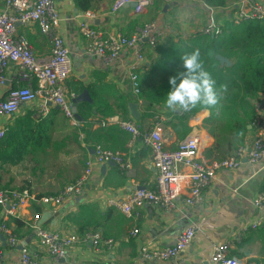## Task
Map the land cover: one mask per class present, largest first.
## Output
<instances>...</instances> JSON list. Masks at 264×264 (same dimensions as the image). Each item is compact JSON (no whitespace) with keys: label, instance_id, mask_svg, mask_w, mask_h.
Returning a JSON list of instances; mask_svg holds the SVG:
<instances>
[{"label":"crops","instance_id":"1","mask_svg":"<svg viewBox=\"0 0 264 264\" xmlns=\"http://www.w3.org/2000/svg\"><path fill=\"white\" fill-rule=\"evenodd\" d=\"M210 1L154 0L140 12L136 11L134 1L115 11L112 10L114 0L56 1L60 13L58 30L71 49L72 72L66 82L68 89L83 84L89 90L91 85L92 101H84L93 103L97 99L98 105L115 104L117 96L124 92L128 95V113L123 114L115 106L113 114L104 119L94 105L92 115L86 120L82 117L80 123L74 125L57 104L50 103L49 110L42 114L37 100L22 104L12 116L0 114V126L7 127L0 145L3 156L0 159V186L28 188L37 196L57 194L83 173L85 162L92 157L97 144L113 150L124 149L132 168L127 175L117 164L95 162L83 194L68 198L57 207H44L38 201H32L30 206L21 209L8 222L20 244L12 247L3 242L4 256L0 264H21L22 245L38 254L40 264H214L212 247L222 241L230 243L231 255L251 264H264V209H258L253 203L254 196L264 191V156L256 163L244 157L239 167L218 170L215 179L205 187L202 200L194 206L184 202L188 192L185 187L174 209L147 203L138 209L139 218L129 217L108 203L110 197H124L136 188L154 187L157 177L149 146L141 138L130 144L132 135L121 121L132 119L141 131L157 124L169 150L176 149L183 138L197 134L200 157L207 160L213 158H207L204 151L213 144L214 138L203 127V120L209 115L207 109L182 121L177 116L179 108L169 109L164 103L147 104L133 91L128 74L129 64L135 58L132 47H125L119 57L112 60L90 54L88 40L80 32L84 12L95 13L89 22L103 33L130 34L147 22L156 21L160 37L156 46L144 45L145 60L139 68V75L144 77L162 59L165 48L174 41L202 32L211 16L222 28L232 20L235 0H225L223 4ZM258 1L264 7V0ZM4 6L5 0H0V11ZM15 33L27 36L38 57L50 55V39L37 23H17ZM167 70L157 74L156 79L164 78ZM6 75L0 97H6L10 88L22 84L37 87L35 80L22 78L14 64L7 68ZM73 98L68 92V99L78 112L81 101L75 105ZM255 102L257 113L264 116V93ZM102 122L106 124L102 125ZM187 127H190L188 132ZM254 137V129H251L244 144L246 148L250 147ZM182 170L188 172L189 168ZM82 206L93 208V213L85 218L90 230L86 229L83 234L76 222L83 218H72L78 216ZM35 213L41 214L39 223L43 227L79 235L80 241L72 246L66 258L53 259L41 245L31 226ZM194 224L197 225L194 238L179 255L164 260H148L140 255L143 245L152 248L173 245L178 234ZM135 227L140 231L132 235ZM95 232L102 237L98 247L83 239L85 234ZM108 239L112 242L105 241Z\"/></svg>","mask_w":264,"mask_h":264},{"label":"built area","instance_id":"2","mask_svg":"<svg viewBox=\"0 0 264 264\" xmlns=\"http://www.w3.org/2000/svg\"><path fill=\"white\" fill-rule=\"evenodd\" d=\"M57 0H5V6L0 11V88L6 83V71L10 64H14L22 78L35 80L37 87L22 84L9 89L6 97H0V114L12 116L24 103L40 101V111L45 114L49 104H57L70 121L77 125L79 119L75 116L76 109L68 99V92L73 97L75 93L67 87V79L72 72L71 49L64 36L59 32L60 13L56 7ZM135 2L136 11H142L154 0H114L112 10H118L130 2ZM235 13L232 20L239 24L249 18H264V7L258 0H235ZM93 11H85L84 19L80 22V32L87 38V51L95 56L112 60L121 54L125 47H132L135 58L128 67L129 78L133 91L138 95L139 68L145 60L144 45L156 46L160 37V30L156 21L147 22L143 27L130 34L122 32L103 33L90 24L94 18ZM35 22L41 32L49 37L51 53L48 57L40 58L33 50L26 35L16 34V24ZM222 27L211 16L209 23L201 33L219 34ZM122 125L131 133L130 144L137 138L149 146L152 160L157 168L154 187H141L125 194L124 197H110L108 203L121 209L129 217H140L138 210L147 203L161 205L167 209L177 206L178 197L182 189H188L184 197L187 205H197L203 198L205 187L215 179L217 171L223 168L235 169L240 166L242 159L247 157L252 163L258 162L264 156V116L257 113L253 119L255 137L249 148L243 145L222 158L207 160L200 157V137L197 134L183 138L176 149L166 148L165 138L160 127L155 124L150 129L141 131L132 119L121 121ZM106 122H102L105 125ZM7 133L6 126H0V140ZM115 162L123 173L130 174L132 163L124 149H109L97 144L92 157L85 162L83 173L73 182L66 184L57 194L37 196L28 188L11 189L0 186V262L4 256L3 242L9 246L20 244L18 236L9 225L10 218L17 216L19 211L38 201L44 207H57L68 198L84 193L87 182L93 171L94 163ZM188 167V172H183ZM186 185V186H185ZM253 203L258 209H264V191L258 192ZM41 214L35 213L31 219L41 245L53 259L66 258L72 246L80 241L77 233L64 234L56 230L43 227L39 223ZM254 223V226L257 225ZM197 225H190L182 230L173 245L152 248L143 245L140 255L144 259H169L180 254L193 240ZM140 229L135 227L131 234L136 235ZM5 236V239L3 238ZM84 240H90L98 247L102 241L99 232L87 233ZM111 243L112 240H105ZM211 261L214 264H251L230 253V243L222 241L212 247ZM21 264H40L39 257L30 247L22 245L20 248Z\"/></svg>","mask_w":264,"mask_h":264},{"label":"trees","instance_id":"3","mask_svg":"<svg viewBox=\"0 0 264 264\" xmlns=\"http://www.w3.org/2000/svg\"><path fill=\"white\" fill-rule=\"evenodd\" d=\"M209 3L210 0H207ZM223 4L225 0H216ZM198 49L203 67L215 81V88L220 102L217 107L197 104L187 110L180 109L177 116L183 121L201 109H207L209 115L203 120V127L214 138L212 145L207 147L204 154L207 158L222 159L237 148L245 144L252 128L248 126L257 115L256 100L264 93V18H249L239 24L233 20L227 22L219 34L198 33L174 41L162 51V59L156 62L144 77L139 75L140 90L138 96L147 104H162L169 90V77L177 71H182V57ZM218 54L230 59L227 64L218 58ZM168 69V70H167ZM167 70L164 78H157V74ZM156 74V75H155ZM155 79H150L154 78ZM85 85L78 84L69 90L76 95L85 89ZM89 90L93 91L91 85ZM118 92V91H117ZM115 104H100L81 101L78 112L83 119H88L94 110V105L107 119L113 114L114 107L121 109L123 114L128 113V95L120 93ZM190 127H187V132ZM5 138V137H4ZM4 138L0 140V145ZM0 152V159H2ZM93 213L91 206H82L78 216L83 218L78 223V230L84 233L90 230L85 218Z\"/></svg>","mask_w":264,"mask_h":264},{"label":"clouds","instance_id":"4","mask_svg":"<svg viewBox=\"0 0 264 264\" xmlns=\"http://www.w3.org/2000/svg\"><path fill=\"white\" fill-rule=\"evenodd\" d=\"M182 69L169 77L170 87L164 100L165 107L187 110L198 103L217 107L220 97L215 81L203 67L198 49L182 57Z\"/></svg>","mask_w":264,"mask_h":264},{"label":"water","instance_id":"5","mask_svg":"<svg viewBox=\"0 0 264 264\" xmlns=\"http://www.w3.org/2000/svg\"><path fill=\"white\" fill-rule=\"evenodd\" d=\"M135 5H136V3H135ZM217 56L222 62H226L227 64H230V60L226 56L221 55V54H218ZM84 100L92 101L89 90L86 88L81 93H79L77 96H75L73 98V102L75 105H77L80 101H84ZM75 116L80 120L82 119V116L80 115L79 112H76ZM248 127L251 128V125H249ZM110 163L116 164L115 162H110ZM3 238L5 239L4 235H3Z\"/></svg>","mask_w":264,"mask_h":264}]
</instances>
